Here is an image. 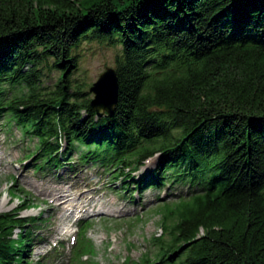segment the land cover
I'll use <instances>...</instances> for the list:
<instances>
[{
    "label": "trees",
    "instance_id": "trees-1",
    "mask_svg": "<svg viewBox=\"0 0 264 264\" xmlns=\"http://www.w3.org/2000/svg\"><path fill=\"white\" fill-rule=\"evenodd\" d=\"M87 41L122 47L113 115L72 77ZM6 113L38 139L36 170L64 166V136L123 184L159 154L139 189L190 185L159 204L163 234L131 264H264V0H0ZM28 201L0 212V264H30Z\"/></svg>",
    "mask_w": 264,
    "mask_h": 264
},
{
    "label": "rangeland",
    "instance_id": "rangeland-1",
    "mask_svg": "<svg viewBox=\"0 0 264 264\" xmlns=\"http://www.w3.org/2000/svg\"><path fill=\"white\" fill-rule=\"evenodd\" d=\"M121 51L120 45L109 46L97 41L82 43L77 50L79 69L72 77L91 87L107 67H115L116 57ZM42 74L43 86L47 90L53 88L59 78V71L46 67L42 69ZM37 144V138L25 137L14 122H9L7 118L0 120V212L13 210L21 204L20 195H12L9 188L11 183H15L17 189L23 190V198L26 194L33 198L31 208L24 209L21 215H43V220L33 230L27 260L31 263L42 261L45 264H70L72 250L76 245L72 246L68 238L79 226L71 225L73 222L66 207L78 204L80 208L86 209L87 203L91 204L92 209L82 214L92 219L88 236L92 238L97 254L94 258L89 257L86 262L92 260L96 264H129L127 260H139L146 253L153 255L151 239L160 234L159 229L162 227L161 215L157 211L159 204L178 200L188 190V186L170 181L161 188L148 187L144 191L138 189L139 184H144L143 177L148 178L158 167L159 154L152 161L141 165L130 179L127 177L128 183L123 184L116 178L113 180L114 175L101 162L83 163L80 160L83 147L72 151L71 155L65 154V167H53L45 172L35 171L36 160L27 165L22 160L25 153L36 150ZM65 144L64 139L62 145L66 148ZM70 158L71 161L68 160ZM126 186H129V190L122 191ZM64 192L69 193L71 200L67 205H59L57 195ZM58 242L65 247V252L54 248ZM49 249L51 251L47 256Z\"/></svg>",
    "mask_w": 264,
    "mask_h": 264
},
{
    "label": "water",
    "instance_id": "water-1",
    "mask_svg": "<svg viewBox=\"0 0 264 264\" xmlns=\"http://www.w3.org/2000/svg\"><path fill=\"white\" fill-rule=\"evenodd\" d=\"M118 80L115 68L107 67L105 72L101 74L100 78L93 84L91 91L96 94L92 102L99 116H103L106 113L113 115L115 111V105L118 97ZM109 89L112 92V98L108 105H103V89ZM97 90L102 91L101 95L97 94ZM100 99V100H99ZM100 103L97 105L96 103ZM102 103V104H101Z\"/></svg>",
    "mask_w": 264,
    "mask_h": 264
},
{
    "label": "bare ground",
    "instance_id": "bare-ground-1",
    "mask_svg": "<svg viewBox=\"0 0 264 264\" xmlns=\"http://www.w3.org/2000/svg\"><path fill=\"white\" fill-rule=\"evenodd\" d=\"M104 91H103V99H102V102H103V105H105V106H107L108 104L107 103H109L110 101H111V98H112V92H111V90H109V89H103ZM97 94L98 95H101L102 94V91H99V90H97ZM96 95V94H95ZM95 97V96H94ZM100 100V99H99ZM97 105H99L100 103H96ZM102 104V103H101Z\"/></svg>",
    "mask_w": 264,
    "mask_h": 264
}]
</instances>
